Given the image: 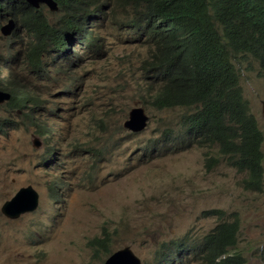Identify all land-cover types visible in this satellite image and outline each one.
I'll return each instance as SVG.
<instances>
[{
	"label": "rangeland",
	"instance_id": "1",
	"mask_svg": "<svg viewBox=\"0 0 264 264\" xmlns=\"http://www.w3.org/2000/svg\"><path fill=\"white\" fill-rule=\"evenodd\" d=\"M94 24L103 36L102 48L92 50L71 38L69 48L81 57L74 75L69 80L61 75L41 88L72 92L64 98L51 95L47 109L53 111L41 117L54 128L60 169L45 165L51 142L41 136L36 122L41 121L31 123L9 103L0 105L5 121L0 131V264H103L107 252L126 245L143 264H155L156 255L167 253L165 246L173 240H195L210 232L220 215H203L211 209L224 211L225 219L240 218L238 249L247 264H264V189L247 190L245 174L228 163L217 145L170 148L163 131L180 129L184 109L152 106L141 70L149 57L144 38L114 29L109 18ZM6 41L0 36V76L7 71L30 77L24 43L15 47ZM12 53L18 60L10 59ZM256 67L244 70L242 85L261 111L264 75ZM30 78L42 82L33 72ZM134 106L150 116L139 133L124 127ZM258 122L264 131V118L258 116ZM210 158L216 163L209 168ZM29 184L40 192L37 209L17 219L4 216L3 203ZM96 236L107 239V251L89 243Z\"/></svg>",
	"mask_w": 264,
	"mask_h": 264
},
{
	"label": "trees",
	"instance_id": "2",
	"mask_svg": "<svg viewBox=\"0 0 264 264\" xmlns=\"http://www.w3.org/2000/svg\"><path fill=\"white\" fill-rule=\"evenodd\" d=\"M80 4L84 0H78ZM127 14L136 19L130 22L140 33L145 32L152 42L151 59L143 63L147 78L160 84L154 96L158 109L183 108L180 130L170 135L174 146L185 150L194 146H214L240 173L245 174L242 184L247 190L264 189V133L249 111V103L241 87L240 72L234 67L231 53L251 55L259 62L264 75V26L250 9H239L229 14L226 23V43L213 25L208 10L201 0H117ZM129 7V8H127ZM3 5L0 4V9ZM103 0H90L86 5L67 15L64 31L77 27L93 16L104 13ZM2 11H0L1 13ZM73 32V31H72ZM81 38L92 49L99 50V36ZM56 48H65L66 38L54 41ZM36 54L38 50L34 51ZM230 62V64H229ZM249 69L255 68L250 62ZM151 70L154 73H151ZM146 78V76H145ZM30 93L20 91L15 105L35 100ZM209 163V168L216 160ZM224 211L212 209L205 215ZM239 221H220L207 234L211 255L222 252L237 242ZM109 237V234L106 235ZM102 243L103 240H97ZM216 264H243L240 256L228 257Z\"/></svg>",
	"mask_w": 264,
	"mask_h": 264
},
{
	"label": "clouds",
	"instance_id": "3",
	"mask_svg": "<svg viewBox=\"0 0 264 264\" xmlns=\"http://www.w3.org/2000/svg\"><path fill=\"white\" fill-rule=\"evenodd\" d=\"M89 1L90 0H84L80 4L78 0H0V4L3 5V8L0 9V11H2L0 13V36L6 37V42L10 43L12 46L15 47L17 46L18 42L24 43L22 47L26 50L24 54L26 55V58L29 60L30 64V70L27 75L31 77V74L33 72L37 75L38 79L36 81H42L40 83L34 82L30 77L23 78L18 75H12L6 71V73L0 76V105L9 103L11 111H22V114L26 117V119L29 118V121L31 123H35L36 120L41 121H36L39 124L41 136L46 142L48 140H50L51 142V144H47V150L44 156V162L47 167H51L52 165L56 164L57 168L60 169L62 164L60 158L62 157V155L57 150L56 153L54 151V144L56 142L54 128L45 124L44 121L41 120V117L45 113L53 111V109H47L48 106L53 102V100L50 98L51 95L55 93H60L61 97L64 98L72 95V92L69 87H65L62 90H59L60 88H48L47 91H43L41 88L43 86L47 87L48 85H51L53 82L57 81L61 75H64V77L66 76V80L71 79L74 75L75 71L73 69L76 67V63H78L77 60L79 61V58L81 57L79 56V54L77 55L76 51L73 52V49L69 48L70 43H72L70 39L73 38L77 42H80L79 45L91 46L90 44L88 45L84 43L81 38L87 40L89 39L90 35H93L94 37L92 39H95V36L98 35L99 43L103 44L102 34L99 31L95 32L94 30V20L97 19L104 21L109 18L112 24L114 25V29L132 31L135 36L138 35L144 38L145 43L148 45V47L152 43L150 39L146 36L145 32L140 33L137 28H133L131 26L130 22L136 19L134 13L131 12L127 14L124 8H121L119 6L117 0H103L105 5L104 13H102L101 16H93L91 18H88L83 22L80 28L76 26V19L72 18L73 24L75 26L73 27V29H68V31H64L67 15L72 11L80 8L82 4L86 5ZM201 1H204V4L210 15L211 21L213 25L217 28L218 33L222 37L221 42H223L224 44L226 43V23L229 21V14H231V12H235L239 9H250L253 12L254 16H256L264 26V0ZM4 28L7 31L6 34L3 31ZM59 36L66 38L67 46L65 48H56V46L54 45V41ZM35 50H38L37 54L34 52ZM154 50L155 49L150 50L149 48V50L147 51L149 55V60H152L151 52H153ZM231 54L232 56H229V60L232 59L234 67L237 68L240 72L241 87L243 89L242 81L244 80L242 78L244 70L246 71V69H249L248 65L250 62H253L258 68L260 64L256 60V58L251 55L238 54V56L235 58V54ZM10 55V59H16L15 57H13L14 53ZM65 57L67 58V60H64ZM7 62H9V58L7 59ZM143 63L141 70L143 71V75L146 76V78L144 77V88L146 94L151 99L152 106H154V96L157 92L160 91V84L155 83V81L151 77L147 78V74L146 72H144L143 69V67L145 66L143 65ZM2 70L3 69H0V73L2 72ZM151 73H154V71L151 70ZM23 79H26L27 81ZM34 88H37L40 91V94ZM20 91L30 93L35 96L36 99L26 100L25 102L15 105V96ZM243 94L244 97L247 99V102L249 103V111L256 118L257 122L258 116L264 118V100L262 102L261 111H256L251 103V99L244 92V89ZM136 108H142L144 110V115L146 117V126L143 129L145 130L148 127L150 116L146 112L145 108H143L142 106H134L131 108L129 112V117L124 122V127L134 133H139V131L132 130L130 126L127 125V122L131 121L132 112ZM24 109H27L26 113L23 111ZM4 124L5 121L0 119V131H3ZM179 130L180 129H174L173 126H169L163 131L164 137L170 141V148L174 146V143L173 140L169 138V136H174L178 134ZM262 132L264 133L263 130ZM144 149L150 150L153 148L146 145ZM27 187H31L35 192V196L29 199V201L33 202L34 207H29L26 210H21L22 212L18 217L11 219H17L22 214L37 209L40 199V192L32 184L20 187L16 191V193L6 201H10L22 188ZM54 192L55 189L52 191V193ZM6 201L3 203V205L6 203ZM3 215L6 216L4 213ZM203 215L206 216L204 213ZM207 216L212 217L214 216V214H209ZM217 217L219 218V222L225 220L223 215H219ZM238 221L240 232V218H238ZM219 222H217V224ZM207 234L195 240L186 241V238L183 241L173 240L171 242L172 245L169 244L165 246L166 250L168 251L167 253L156 255L157 260L155 264H171L173 262H176L175 264H191V257L196 258L197 261L201 264H216L221 260L232 256H240L242 263L247 264V259L244 255V251L238 249L239 233L237 237V242L234 245L227 246L222 252L217 253L214 256L211 255L208 251L206 237ZM77 237L78 239L81 238L78 234ZM99 239H102L103 242L98 243L97 240ZM107 239H109V237H107ZM107 239H97L96 236L90 239L89 243L92 245V247H97L96 249L98 252L100 247L104 248L103 251H107ZM126 247H128L132 251L133 255L139 260L138 262L132 260L130 261V264H143L142 259L134 252L132 247L129 245L123 246L122 248H119L115 251L107 252V257L104 258L103 264H106L109 259H111L115 254H117L118 252H120V250H123ZM169 256L171 258H169ZM177 259H180V261H178Z\"/></svg>",
	"mask_w": 264,
	"mask_h": 264
},
{
	"label": "water",
	"instance_id": "4",
	"mask_svg": "<svg viewBox=\"0 0 264 264\" xmlns=\"http://www.w3.org/2000/svg\"><path fill=\"white\" fill-rule=\"evenodd\" d=\"M6 34L7 31L3 29ZM132 130L139 131L146 126V117L144 115V110L142 108H136L132 112L131 121L127 122ZM35 196V192L31 187L22 188L15 197L6 203L2 207L3 213L10 217L16 218L21 214V210H26L29 207H34L33 202L29 201L31 197ZM33 205V206H31ZM139 261L132 253V251L126 247L115 254L111 259L107 261L106 264H130V261Z\"/></svg>",
	"mask_w": 264,
	"mask_h": 264
}]
</instances>
